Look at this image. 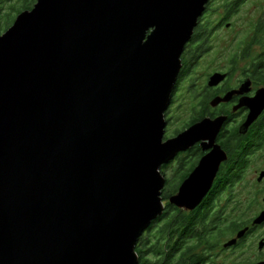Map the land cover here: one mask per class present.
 I'll return each mask as SVG.
<instances>
[{"label":"water","instance_id":"obj_1","mask_svg":"<svg viewBox=\"0 0 264 264\" xmlns=\"http://www.w3.org/2000/svg\"><path fill=\"white\" fill-rule=\"evenodd\" d=\"M208 2L37 0L0 35V264H140L165 212L162 166L207 141L169 200L201 205L226 160L224 119L165 141V113ZM244 105L246 132L264 90Z\"/></svg>","mask_w":264,"mask_h":264},{"label":"flooded vegetation","instance_id":"obj_2","mask_svg":"<svg viewBox=\"0 0 264 264\" xmlns=\"http://www.w3.org/2000/svg\"><path fill=\"white\" fill-rule=\"evenodd\" d=\"M213 2L209 0L183 52L182 71L165 113V141L204 120L224 119L214 148L218 147L224 152L226 160L220 165L207 197L194 211L187 212L205 211L208 219L216 221L217 227H213L203 240L195 242L186 234L174 238L169 246L166 244L167 238L152 239L147 235L151 225L137 245L142 252H147L145 259L138 255L140 264H264V111L246 132L242 129L251 113L244 104L264 90V29L260 28L264 21L255 25L245 47H239L238 51L234 49L235 54L224 58L222 53H226L225 47L212 45V37L223 27L232 29L229 21L245 0L226 2L225 16L217 24L208 20ZM206 56L212 58V72L203 77L202 82H193L190 75ZM217 74L226 77L217 86H210L211 79ZM183 83L194 99L192 116L184 129L173 131V136L167 137L173 122L171 113ZM227 97V101L214 104L216 99L224 100ZM208 144L207 141L197 143L162 166L161 173L166 179L163 194L171 184L178 180L185 181L194 172L201 160L212 152L213 149L204 148ZM168 170L170 172L166 173ZM182 184L178 183L175 195ZM171 206L184 213V209ZM158 224L161 226L162 223ZM146 242L147 246H143ZM154 246L158 247L156 254L151 251ZM148 257H151V261Z\"/></svg>","mask_w":264,"mask_h":264},{"label":"rangeland","instance_id":"obj_3","mask_svg":"<svg viewBox=\"0 0 264 264\" xmlns=\"http://www.w3.org/2000/svg\"><path fill=\"white\" fill-rule=\"evenodd\" d=\"M228 1L231 0H214L213 7H211L210 14L208 15L209 19H207L211 20L215 24H217L218 21H221L222 17L225 16V6L226 2ZM18 2L19 1L16 0H1V18L3 17V15L11 12L12 6H18ZM232 2H234V0H232ZM22 3L28 5L31 4L32 6L36 3V0H22ZM17 10L18 8L14 11V14L12 16V18H15V20L19 16L17 14ZM5 20L7 22V25H5ZM262 21H264V0H245V2L240 5L239 11L235 15H233V17L229 21L233 26L232 29L223 27L218 32V34L214 36V38L212 37V39H214L212 45L221 46L220 48L225 47V55L222 53L224 58L226 56H229V54L232 56L236 53V51L239 50V47H245L246 42H249L251 32L255 28V25ZM0 23L3 24V18L0 20ZM8 25V19H4V24L2 25L0 31V33L2 34L0 35H3L5 33L4 29H6ZM234 49L237 50L233 52ZM211 59L212 58H210V56H206L198 65H196L194 72L190 75V80H192L193 82H195L196 80L199 83L202 82V78L212 72V67L210 66ZM220 64L221 63H219V66ZM194 104V99L192 98V94L189 92L187 85L184 83L181 84V89L177 93V101L171 113L173 122L170 126L169 133L167 132V137L173 136V131L185 128V126L191 119V108L194 107ZM169 172L170 170H168L166 173ZM174 188L175 186H173V189ZM166 192H170V190H167ZM183 211L184 213L188 212L186 210ZM164 222L165 220L161 221L160 223ZM157 226L150 232H147V235H149V237L152 239H154V234H156L157 232ZM148 260L151 261V257H148Z\"/></svg>","mask_w":264,"mask_h":264},{"label":"trees","instance_id":"obj_4","mask_svg":"<svg viewBox=\"0 0 264 264\" xmlns=\"http://www.w3.org/2000/svg\"><path fill=\"white\" fill-rule=\"evenodd\" d=\"M19 5L18 6H12L11 12L7 13L6 15H3V24H4V19H8V27L6 29H4V32H7V30L9 28L12 27V25L15 22V18L13 19L12 16L14 14V11L18 8L17 10V14L20 15L21 13L25 12V11H31L34 7V5L31 6L28 4H23L22 1L18 2ZM2 8V7H1ZM0 8V9H1ZM19 11V12H18ZM0 14H1V10H0ZM16 14V15H17ZM1 15H0V20L2 19ZM0 23V31H1V27L2 25ZM5 25H7V22L5 20ZM261 29H264V23L261 25L260 27ZM204 29L202 28V31ZM2 34V33H0ZM184 181L178 180L177 183L175 184H171V186L168 188V190H170V192H164L163 194V199H164V203H167V210L164 214V216L160 219H158L157 221H155L152 224V227L150 228V231L153 230L157 225V232L156 234H154L155 237L157 238H167L168 240L166 241L167 245H171L173 243V241L175 240L174 238H176L177 236H181L184 237L186 234L190 235L192 238H194V241H200L203 240L202 238L206 237L208 235V233L210 234L211 230L213 229V227L216 226V221L214 222V220L208 219L207 215L208 213L205 211H196L193 213H183L180 210H176L174 207H172L169 203V200L171 197L175 196V194L178 191V183L181 184ZM170 185V184H169ZM173 186H175V188L173 189ZM165 220L164 223L161 224V226H159V222ZM157 224V225H156ZM217 227V226H216ZM143 243V241H142ZM143 246H147V242L143 245ZM142 249V248H141ZM158 247L156 248L155 246L152 248V253L156 254L158 252ZM137 254L142 258L145 259V256L147 255V252H142L140 250V248H137L136 250Z\"/></svg>","mask_w":264,"mask_h":264},{"label":"bare ground","instance_id":"obj_5","mask_svg":"<svg viewBox=\"0 0 264 264\" xmlns=\"http://www.w3.org/2000/svg\"><path fill=\"white\" fill-rule=\"evenodd\" d=\"M227 4V3H226ZM209 7V6H208Z\"/></svg>","mask_w":264,"mask_h":264}]
</instances>
